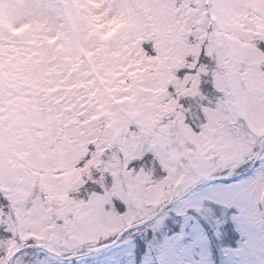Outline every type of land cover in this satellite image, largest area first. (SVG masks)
<instances>
[{
	"label": "snow or ice",
	"instance_id": "obj_1",
	"mask_svg": "<svg viewBox=\"0 0 264 264\" xmlns=\"http://www.w3.org/2000/svg\"><path fill=\"white\" fill-rule=\"evenodd\" d=\"M0 264H264V0H0Z\"/></svg>",
	"mask_w": 264,
	"mask_h": 264
}]
</instances>
